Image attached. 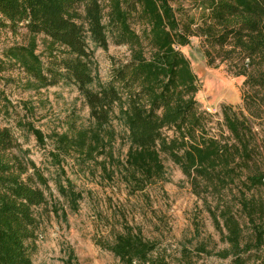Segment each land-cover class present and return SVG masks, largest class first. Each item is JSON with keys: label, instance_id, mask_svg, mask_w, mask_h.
Segmentation results:
<instances>
[{"label": "trees", "instance_id": "trees-1", "mask_svg": "<svg viewBox=\"0 0 264 264\" xmlns=\"http://www.w3.org/2000/svg\"><path fill=\"white\" fill-rule=\"evenodd\" d=\"M185 2L0 0V36L19 28L27 36L2 47L0 73L17 68L24 90L64 82L80 91L90 118L86 126L70 116L62 131L45 136L26 118L16 122L40 144L51 139L55 186L70 208H77L81 194L64 176L66 157L84 165L116 157L136 187L160 177L169 159L219 236L217 242L197 240L194 252L215 256L217 264H264V0ZM191 37L199 39L207 64L224 63L243 77L242 108L222 104L213 119L201 107L197 75L181 50ZM90 42L102 49L110 42L124 45L128 52L95 88ZM10 105L0 91V113H9ZM22 107L34 110L29 101ZM113 118L126 127L122 158L112 149ZM26 154L12 129L0 127V264H33L38 247L39 208L49 187ZM110 247L119 264H171L165 255H153L155 240L127 226ZM192 252L182 251L183 264H191Z\"/></svg>", "mask_w": 264, "mask_h": 264}, {"label": "rangeland", "instance_id": "rangeland-1", "mask_svg": "<svg viewBox=\"0 0 264 264\" xmlns=\"http://www.w3.org/2000/svg\"><path fill=\"white\" fill-rule=\"evenodd\" d=\"M185 3L189 4V0ZM26 39L25 28H19L16 34H1L0 58L3 46L26 42ZM89 47L95 59V78L91 84L95 88L110 78L113 62L125 58L128 52L126 46L112 42L106 49L91 42ZM40 49L41 46L38 51ZM181 50L198 78L199 90L195 97L202 108L212 113L213 119H219L222 104L242 108V76L229 71L224 63L207 64L197 37H191L190 43ZM17 75L15 67L0 73V77L15 79L12 82L0 80L2 95L13 105L9 106V113H0V127L12 129L22 148L27 150L26 156L46 177L49 187H44L47 202L39 208L43 219L33 264H119L110 246L125 226L155 240L158 250L153 255H165L171 264H183L184 250L193 251L191 264L218 263L215 256L194 252L197 240L211 237L217 242L219 236L201 200L192 193L180 168L169 159H165V170L160 177L136 187L120 171L116 157L112 160L99 156L85 165L66 157L64 176L81 194L77 208H70L55 186L57 165L48 154L53 146L51 139L45 137V144H40L16 122L26 118L48 136L54 130L62 131L70 116L77 117L76 124L86 126L90 121L88 107L72 83L59 82L35 92L24 90ZM24 101L32 103V113H26L22 107ZM112 122L117 131L112 149L115 156L122 158L127 149L126 127L118 118H113ZM196 230L201 231L200 235L195 236Z\"/></svg>", "mask_w": 264, "mask_h": 264}]
</instances>
